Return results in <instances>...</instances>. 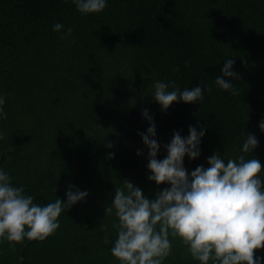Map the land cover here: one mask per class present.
<instances>
[{
  "label": "trees",
  "instance_id": "obj_1",
  "mask_svg": "<svg viewBox=\"0 0 264 264\" xmlns=\"http://www.w3.org/2000/svg\"><path fill=\"white\" fill-rule=\"evenodd\" d=\"M56 23L64 25L59 33ZM68 27L72 36L61 39ZM229 58L240 79H225L238 95L214 82ZM157 80L212 92L162 111L152 98ZM0 96L7 113L0 119L1 169L12 185L41 206L66 203L70 185L88 192L44 241L25 238L15 252L0 242V264H120L111 255L118 220L115 213L105 219L115 188L128 180L149 200L170 188L148 179L140 133L149 122L130 121L131 112L147 109L153 118L158 160L175 132L187 138L190 126L205 130L200 156L184 157L189 176L208 168L214 153L225 162L238 157L246 134L254 135L258 145L246 159L261 162L264 180V0H107L103 12L87 15L72 0H0ZM170 240L163 264H200L179 237ZM255 256L264 264V249Z\"/></svg>",
  "mask_w": 264,
  "mask_h": 264
},
{
  "label": "clouds",
  "instance_id": "obj_2",
  "mask_svg": "<svg viewBox=\"0 0 264 264\" xmlns=\"http://www.w3.org/2000/svg\"><path fill=\"white\" fill-rule=\"evenodd\" d=\"M72 3L81 15L99 14L107 6V0H72ZM63 29L61 23L53 25L55 32ZM72 33L73 28L68 27L61 39L70 38ZM233 64V59H227L223 76L214 82L218 88L238 95V88L225 79H240L232 70ZM152 87V98L162 111L181 101L201 102L205 91L212 92L210 86L181 90L175 81L157 80ZM5 103L6 97L0 96V119H7ZM142 115L149 122L147 134L140 133L149 150L148 170L152 174L148 179L157 185L168 184L170 188L159 191L154 200H149L132 182L122 180V186L115 188L114 199L105 209V219L115 213L118 220L112 225L117 239L111 255L120 264H163L172 252L171 236L179 237L200 264L210 261L212 264H261L255 253L264 249L262 165L256 158L246 159V154L253 153L258 145L256 137L246 134L238 157L225 162L219 153H214L208 158V168L198 166L189 176L183 166L184 157L196 160L200 156L205 130L198 132L190 126L187 138L175 132L171 143L165 146L167 156L158 160L160 145L155 139V123L147 109ZM259 128L264 132V121ZM106 147L112 148L113 144L107 142ZM140 154L138 151L137 155ZM112 158L113 155L108 156ZM87 195V191H73L70 185L66 203L56 198L55 202L41 206L25 194L24 187L13 186L11 175L0 169V242H9L11 251L15 252L16 245H23L25 238L44 241L59 229L61 213L84 201ZM99 230L105 233L104 243L108 244V225L101 223Z\"/></svg>",
  "mask_w": 264,
  "mask_h": 264
},
{
  "label": "water",
  "instance_id": "obj_3",
  "mask_svg": "<svg viewBox=\"0 0 264 264\" xmlns=\"http://www.w3.org/2000/svg\"><path fill=\"white\" fill-rule=\"evenodd\" d=\"M129 120L134 122V121H144L145 119L143 118L142 112H137L133 111L130 113ZM2 167V161H1V155H0V169Z\"/></svg>",
  "mask_w": 264,
  "mask_h": 264
}]
</instances>
